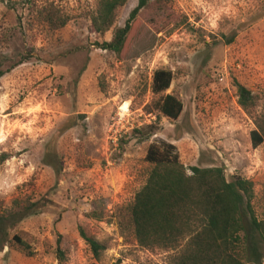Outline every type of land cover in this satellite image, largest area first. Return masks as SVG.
Wrapping results in <instances>:
<instances>
[{
	"label": "rangeland",
	"instance_id": "1",
	"mask_svg": "<svg viewBox=\"0 0 264 264\" xmlns=\"http://www.w3.org/2000/svg\"><path fill=\"white\" fill-rule=\"evenodd\" d=\"M137 1L104 34L91 26L99 0L0 2V66L27 57L0 78V214L15 200L41 205L10 232L0 264H170L179 250L140 247L126 217L153 168L147 150L162 142L187 174L221 167L227 181L249 180L264 218V143L250 142L264 113V0H150L121 52L101 49ZM48 7L68 19L63 28L43 22ZM158 70L172 74L161 93ZM238 84L254 99L247 110ZM167 95L182 104L176 120L159 111ZM51 156L59 172L44 162ZM81 230L104 247L99 259Z\"/></svg>",
	"mask_w": 264,
	"mask_h": 264
},
{
	"label": "trees",
	"instance_id": "2",
	"mask_svg": "<svg viewBox=\"0 0 264 264\" xmlns=\"http://www.w3.org/2000/svg\"><path fill=\"white\" fill-rule=\"evenodd\" d=\"M127 1L99 0L91 19L95 33H106L113 26L118 10ZM149 1L138 0L124 26L115 29L112 39L102 43L100 48L119 54L133 22ZM40 16L51 30H59L68 22L52 7L43 9ZM233 38L234 35L227 44ZM25 60L27 57L23 56L5 70L0 66V78ZM171 81L170 71L158 70L153 76V92L166 91ZM237 94L243 109L253 106L254 99L245 87L238 84ZM159 111L166 118L176 120L182 104L167 95L159 105ZM152 128L146 127L149 132L145 135L151 134ZM250 142L253 149L264 143V113L257 119L256 129L250 132ZM145 160L153 168L146 184L126 209L127 221L140 247L178 249L170 257V264H263L264 218L256 216L252 207L253 185L249 180L233 176L227 181L221 167H192L191 174H187L174 146L163 142L150 145ZM44 162L59 172L55 157H45ZM40 208L39 202L15 200L10 209L0 214V250L8 242L10 232L26 218L38 214ZM80 236L93 258L99 259L104 247L82 230ZM11 241L25 254H32L29 246L17 235H13ZM57 245V259L63 263L65 253L59 242Z\"/></svg>",
	"mask_w": 264,
	"mask_h": 264
},
{
	"label": "bare ground",
	"instance_id": "3",
	"mask_svg": "<svg viewBox=\"0 0 264 264\" xmlns=\"http://www.w3.org/2000/svg\"><path fill=\"white\" fill-rule=\"evenodd\" d=\"M121 111H122V112H126V111H127V106L124 105V106L121 108Z\"/></svg>",
	"mask_w": 264,
	"mask_h": 264
}]
</instances>
